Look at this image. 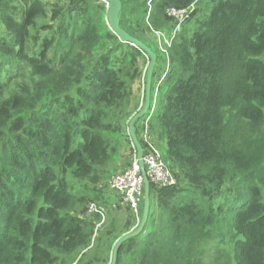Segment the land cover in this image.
I'll use <instances>...</instances> for the list:
<instances>
[{
  "label": "trees",
  "instance_id": "obj_1",
  "mask_svg": "<svg viewBox=\"0 0 264 264\" xmlns=\"http://www.w3.org/2000/svg\"><path fill=\"white\" fill-rule=\"evenodd\" d=\"M120 2V28L155 55V33L175 29L167 10L195 8L156 55L135 124L177 183L150 184L116 264H264V0ZM106 13L101 0H0V264H109L137 225L126 208L120 231L94 236L87 213L108 202L97 187L130 140L149 61Z\"/></svg>",
  "mask_w": 264,
  "mask_h": 264
},
{
  "label": "built area",
  "instance_id": "obj_2",
  "mask_svg": "<svg viewBox=\"0 0 264 264\" xmlns=\"http://www.w3.org/2000/svg\"><path fill=\"white\" fill-rule=\"evenodd\" d=\"M106 4L104 1H102ZM194 5H191L186 9H168L167 15L174 19L175 29L172 33V37L177 32L180 26L190 17L194 11ZM157 36V42L161 52L164 51L163 44L169 46L170 37L162 33H155ZM162 45V46H161ZM141 138L145 143L143 149L142 161L145 168L146 176L149 180V184L157 187H170L176 185V179L172 172L163 162L159 151L153 146L148 137L147 123L142 126ZM135 151V150H134ZM143 177L140 172V167L137 163L136 153L134 160L130 163L129 167L122 170L111 177L108 185V191L116 194L119 197V203L125 208L129 209L131 215L134 217L137 224L140 220L141 205L143 203ZM87 213L89 216L97 217L95 222V233L103 228L106 220V210L103 206L90 204L88 206ZM93 236V239H94ZM92 239V241H93Z\"/></svg>",
  "mask_w": 264,
  "mask_h": 264
},
{
  "label": "water",
  "instance_id": "obj_3",
  "mask_svg": "<svg viewBox=\"0 0 264 264\" xmlns=\"http://www.w3.org/2000/svg\"><path fill=\"white\" fill-rule=\"evenodd\" d=\"M106 3V19L107 25L109 26L110 30L118 37L119 44H130L132 46L137 47L140 51H142L148 57V65L146 68V78H145V85H144V102L142 105L141 110L135 113L127 124V135L130 139L131 145L135 150L137 163L140 167V172L143 177V185H144V192H143V205L141 211V217L139 223L136 225L134 230L130 233L123 235L114 245L111 260L109 264H116L118 250L122 244H124L127 240L132 237L137 236L143 229V226L147 220V215L149 211V189L150 184L149 180L146 176L145 168L142 161L143 156V148L138 140L135 131V124L138 120L146 115L148 109L150 107V87L152 81V75L154 71V67L156 64V55L143 43L140 41L130 37L124 30L120 28L119 25V14L121 11V2L120 0H101Z\"/></svg>",
  "mask_w": 264,
  "mask_h": 264
},
{
  "label": "rangeland",
  "instance_id": "obj_4",
  "mask_svg": "<svg viewBox=\"0 0 264 264\" xmlns=\"http://www.w3.org/2000/svg\"><path fill=\"white\" fill-rule=\"evenodd\" d=\"M208 1L209 0H201L200 4L203 6L204 3L205 2L207 3ZM160 33H162L164 35H167V33H165V32L164 33L160 32ZM154 38H155V41L152 44V49H154L156 51V55L158 56L159 62H160L162 56L160 55L161 52L159 51L160 50L159 49V45L156 46L157 43H158L157 42V36L154 35ZM155 42H156V45H155ZM139 90H140V88H139ZM141 95H142V91L141 90H140V94H139V91H137V93H135V96L136 97L139 96L140 99H141ZM139 124H138V127H139ZM129 142H130V140H128V138L126 136V141H125L126 145L120 151V158L118 159V161H117V163L115 165V168H114V170H113V172L111 174L112 176L114 174H117L118 172L128 168L130 163L134 160L135 151L133 150L134 148L131 146V144ZM158 151L163 156V154H164L163 147H159ZM109 181L106 182V184H107L106 189L104 188V184H101V185H99L97 187L98 189H102L103 190V195H104V197H106V200H108L107 204H103L102 205L105 208V210H106V220H105V223L103 225V228L105 226L108 227L109 224L112 222V223L116 224V228H117V232H118V231L121 230V228H122V226L124 224V221L128 218V216L126 215L127 213L125 212V210H126L125 206H122L119 203V197L117 195H115V194H113V193L108 191ZM75 188H78V186H76ZM86 194L90 195L91 193L89 192V193H86ZM117 205H119V207L121 208L120 211H115V209H117V207H118ZM142 205H143V203H142ZM142 205H141V211H142ZM140 214H141V212H140ZM94 241H92V245L94 244Z\"/></svg>",
  "mask_w": 264,
  "mask_h": 264
},
{
  "label": "crops",
  "instance_id": "obj_5",
  "mask_svg": "<svg viewBox=\"0 0 264 264\" xmlns=\"http://www.w3.org/2000/svg\"><path fill=\"white\" fill-rule=\"evenodd\" d=\"M201 2V0H198V3H200Z\"/></svg>",
  "mask_w": 264,
  "mask_h": 264
}]
</instances>
